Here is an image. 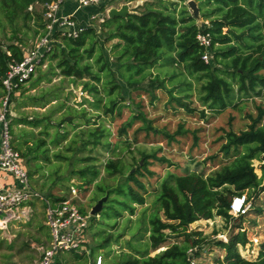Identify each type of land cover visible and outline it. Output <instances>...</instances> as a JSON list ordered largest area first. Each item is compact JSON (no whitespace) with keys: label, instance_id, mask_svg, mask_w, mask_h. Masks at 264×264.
I'll use <instances>...</instances> for the list:
<instances>
[{"label":"rangeland","instance_id":"374dc122","mask_svg":"<svg viewBox=\"0 0 264 264\" xmlns=\"http://www.w3.org/2000/svg\"><path fill=\"white\" fill-rule=\"evenodd\" d=\"M143 2L154 6L162 4L160 9L178 19L184 15L196 16V24L201 26L210 25V21L216 17L212 15L214 7L206 4V0ZM191 2L195 4L196 10L190 7ZM118 5L119 3H116V6ZM136 10L142 12L144 7L141 5ZM34 11L42 16L44 22L43 6L37 5ZM41 31L40 23H36L34 19L27 23L20 19L15 26L3 21L0 26V47L5 50L14 42L12 38L16 36L28 50ZM224 31L227 32V29ZM98 34L93 58L88 61L86 59L83 64L92 67V73L98 75L99 81H92L89 76L74 81L73 78L61 74L56 60L47 59L45 67L39 68L37 75L30 82L12 93V124L15 119L41 121L37 127L30 125L17 127L14 123L12 128V144L16 150L18 146L21 148L18 151L22 156V166L31 175L41 176L42 182L32 178L31 184L45 195L50 193L51 199L69 198L71 187H76L80 197L77 203L90 216L87 232L88 249L90 252V249L94 248L93 255L87 254V257L78 259L74 252H63L58 255L60 264H90L91 259L97 255H103L106 264H117L123 254L138 257L155 256L167 246L182 244L185 240L184 236L171 234L169 240L159 250L153 251L150 247V217L157 211L156 196L161 184L171 174L184 175L188 171L204 170L209 174L223 164H230L234 159L224 158L221 151L227 134L230 132L239 134L247 130L250 124L249 116L256 115L257 108L264 106V91L262 95L252 92L248 97L240 91L239 79L227 74L225 78L232 88V97L229 101L231 106L222 112H212L202 102V88L207 79L200 73H192L184 65L172 64L168 58L174 56V53L168 50H165L163 60L152 68H147L145 78L138 85V89L131 90L123 83L118 73L119 66L116 64L113 52L118 40L105 42V36ZM57 41L54 48L62 45L61 40ZM250 41L255 47L262 43V40ZM90 46L89 40L86 47ZM255 47L245 49L240 46L241 53L238 55L252 54ZM102 56L109 63L111 70L100 71L102 63H98V60ZM233 59V56L219 57L216 66L233 72V69H229L232 68ZM260 73L264 74V70ZM136 78L140 79L141 76ZM154 79L162 83L163 87L155 91L157 100L153 103L144 90L155 89L150 86ZM86 83L89 84V90L97 86L96 98L94 91L91 94V91L84 90ZM118 83H122L123 91L116 89L111 93L112 88ZM80 90L84 92L82 97ZM172 96L181 98L183 103L189 104L195 111L190 113L186 108L179 107L175 101H171ZM115 101L118 102L117 108L113 113H107V109L112 108ZM92 102H97L98 108H95ZM202 110H205L206 120L201 118ZM139 112H144L153 122V126L162 133L147 134L143 131L138 133L143 125L142 122L136 121L128 129V134L121 136V128ZM180 126H184L186 134L176 136V142L170 143L165 134H175ZM95 131L102 136V143L98 145L90 143L95 142L91 136V132ZM144 155L151 156L147 159L146 169H143L146 162L143 159ZM217 155L219 156L217 162H208V159ZM162 158L166 161H160ZM108 160L118 162L122 171L115 175L108 174L105 168ZM141 161H143L142 165H140ZM258 163L254 161V164L258 165ZM91 166L100 170V176L94 183L88 184L87 179H82L78 172ZM138 168L142 174L140 179L148 188L146 204L136 206L133 216L122 212L123 215L117 218L110 208L111 204L108 203L109 199L116 197V193L108 195V191L122 184L130 172ZM90 177L91 175L88 174L87 178ZM246 193L254 204L250 212L255 214L257 209L262 210L263 217L260 215L261 218L256 220V223L264 226V193L259 196L252 191ZM105 196H108V200L103 210L98 216H91L92 208ZM28 207V212L24 216L13 219L7 228L0 229V264H33L48 247L50 232L44 227L46 225L43 202H32ZM159 215L165 220L162 211ZM252 220H255L254 215L247 214L244 217L234 218L231 225L238 227L239 224L245 228L252 224L250 223ZM226 224L223 218L216 217L211 221H201L190 226L189 231L202 232L209 240V244L199 250V256L196 257L198 264H219V260H224L226 252L216 244L221 240L220 234L227 236L232 230L231 225L227 228ZM241 232L247 234L245 230ZM247 238L251 240L248 234ZM252 240L249 241L250 245L248 244V254L254 250ZM240 250L247 254L244 252L245 247L238 246L239 253Z\"/></svg>","mask_w":264,"mask_h":264},{"label":"trees","instance_id":"16d2710c","mask_svg":"<svg viewBox=\"0 0 264 264\" xmlns=\"http://www.w3.org/2000/svg\"><path fill=\"white\" fill-rule=\"evenodd\" d=\"M55 0H0V26L6 21L12 26L21 19L24 22H31L33 19L40 23V28L45 24L41 15L35 11L31 12L29 7L34 5H44ZM186 2L187 0H176ZM206 0V4L212 5V15L216 16L210 21V25H197L196 18L193 16H182L176 18L172 14L160 9L159 6L143 4L144 11L130 14L127 17H116L107 19L102 25L101 34L105 36V42L118 40L113 47L118 73L121 80L129 89H138L145 78L147 68H152L163 60L166 52L174 53L168 58L172 64L186 66L194 74H202L207 79L203 85L202 102L212 112L225 111L231 106L232 88L225 78V75L235 76L240 81V91L246 96L254 92L262 95L264 91V0ZM105 9V6H102ZM205 17V16H204ZM208 17V16H206ZM227 29V32L224 30ZM209 34L212 38L210 51L212 59L206 63L202 56L205 48L197 39L198 33ZM99 34L95 28H88L83 31L78 38L62 37V45H57L52 52L46 55L45 60H56L57 67L61 74L74 81L82 80L86 76L91 80L99 81L98 75L92 73V67L84 63L87 59L93 58L97 38ZM59 39V36L57 35ZM14 42L5 50L0 47V90L2 89V78L7 73L9 64L12 61H21L24 58L26 48L22 41L14 36ZM91 46L86 47L88 41ZM262 40L256 47L250 41ZM220 46V48H216ZM241 48L252 49V54L238 55ZM83 50V52H82ZM8 52L11 55H8ZM257 55V56H254ZM87 55V57L85 56ZM233 72L218 68L219 57L231 58ZM100 57L98 63H102L100 71L110 69L109 63ZM86 62V61H85ZM114 75V73H113ZM141 76L140 79L136 77ZM230 76V77H231ZM119 78V77H118ZM150 86L154 90L145 88L144 92L150 96L151 102L157 100L156 90L163 87L157 79L152 80ZM122 83L116 84L111 93L116 89L123 91ZM85 91H94V97L98 95L97 86L89 90V84L84 86ZM124 101L125 98L123 97ZM172 102H176L179 107L186 108L190 113L195 110L189 104L183 103L181 98L171 97ZM98 108L97 102H92ZM118 102L113 103L112 108L107 109V113H113L117 108ZM201 118L207 119L205 110L201 112ZM250 124L247 130L236 134L230 132L226 136V142L221 151L224 158H233L230 164H223L209 174L204 171H188L184 175H169L163 181L161 188L156 196V210L150 217V236L149 243L153 251L159 250L169 240L172 235L184 236L182 244L175 243L167 246L165 250L155 256L138 257L131 254H123L117 264H191L189 251L192 248L201 247L209 244V240L202 232L189 231L190 226L200 220H213L216 217L223 218L227 224L231 222L229 214L232 198L246 192H256V196L264 193V171L261 178L255 173L252 163L254 160H264V106L257 108L256 115H250ZM136 121L142 122L139 132L162 133L153 126L144 112H139L127 122L120 130V135H127ZM24 125L37 127L41 121L31 122L20 120ZM12 125V124H11ZM97 131V130H96ZM91 132L95 139L94 145L101 142L102 136L98 132ZM165 134V133H164ZM184 126L171 135L165 136L170 143L176 142L179 135H185ZM45 143L42 141V145ZM22 145V144H20ZM21 150L20 146L17 147ZM31 150V148H30ZM24 156V154H22ZM151 156H143L146 161L143 169L148 167L147 159ZM219 156H212L208 162L215 163ZM89 161V160H85ZM160 161L165 162L162 158ZM223 160L220 161L222 163ZM119 163L108 160L106 171L110 175L120 173ZM142 167V166H139ZM30 177H31V173ZM82 179H87L88 184L100 176V170L94 166L78 172ZM88 174L91 175L90 178ZM142 176L139 168L126 177L125 181L118 187L108 191V195L116 193V197L109 199L110 208L113 214L120 218L122 212H127L131 216L135 215L136 206L146 204L148 188L140 177ZM63 200L56 198L54 201ZM116 208L114 209V206ZM163 212L165 220L161 218L159 212ZM256 211L262 212L261 209ZM82 212L86 213L83 209ZM47 227V226H44ZM169 231V232H167ZM50 239V233L48 234ZM248 238L245 233H233L228 242L219 240L216 246L224 249L226 255L224 260H219V264H264V244L261 246L259 256L255 260H248L242 257L238 251V246H245ZM91 255L94 248L90 249ZM87 254H76L78 259H83ZM199 256V253L196 254ZM56 264H60L58 256Z\"/></svg>","mask_w":264,"mask_h":264},{"label":"built area","instance_id":"2783aa9c","mask_svg":"<svg viewBox=\"0 0 264 264\" xmlns=\"http://www.w3.org/2000/svg\"><path fill=\"white\" fill-rule=\"evenodd\" d=\"M68 0H55L46 3L44 8V28L40 35L32 43V47L25 50L24 58L21 61H12L9 64L7 73L2 78V89L0 90V170L13 178L14 184L10 187L0 188V229L7 228L9 223L28 212V205L32 202L41 201L44 205L45 225L50 232V242L38 260L33 264H55L56 257L63 252H74L76 254H91L88 249V229L90 216L82 212L78 205L79 190L72 186L71 197L60 201H54L48 195L43 194L31 184L29 172L21 164V154L12 144V125L9 119L12 106V93L25 86L36 75L39 68L45 67L46 55L53 51L59 37L78 38L88 28H95L101 33L102 25L108 18V10L100 11L90 15V22L83 24L71 16L60 14L64 3ZM113 0H77L81 9L96 7L101 8ZM133 0H130L131 2ZM127 3V2H126ZM37 6V5H36ZM36 6L32 5L29 10L33 12ZM199 43L206 49L202 59L210 63L212 53L210 51L212 38L209 34L198 33ZM8 55H11L8 52ZM84 92L80 90V97ZM258 161V165L254 164ZM252 166L259 178L264 171V160H254ZM253 201L247 193L236 195L232 198L229 214L232 219L244 217L253 209ZM264 214V212H263ZM91 215V214H90ZM92 216V215H91ZM211 221V220H207ZM232 227V225H231ZM219 239L228 242L227 236L220 234ZM250 243L245 246L247 254L240 250V255L246 259ZM200 248H192L189 251L191 264H198L196 254ZM253 252H251L252 254ZM90 264H106L103 255H97L91 259Z\"/></svg>","mask_w":264,"mask_h":264},{"label":"crops","instance_id":"0c3cea01","mask_svg":"<svg viewBox=\"0 0 264 264\" xmlns=\"http://www.w3.org/2000/svg\"><path fill=\"white\" fill-rule=\"evenodd\" d=\"M114 1H116V3H119V5L116 6V3H112ZM129 1L130 0H113L109 5H105V9H102V7L101 8L91 7V8L81 9L80 6L78 5L77 0H68V1H66L64 3L60 14L62 16H71L74 19H76L78 22H81L83 24L94 23L92 21L91 22L89 21L91 14H94V13L97 14L100 11L106 12V10H109L110 8H113V7L119 8L121 4L129 2ZM59 39L61 40V37H59ZM0 97H1V94H0ZM0 104H1V100H0ZM9 119H10L11 124H12L11 114L9 116ZM20 120L21 119H15L13 121L12 128L14 126V123H16L15 125H17V127L18 126L20 127V126L24 125V124H22V122H20ZM1 131H2V129L0 127V139H1ZM31 176H32L31 180H32V178H34L36 180H39V182H42L40 174H35V175L33 174ZM13 184H14L13 178L10 177L7 173H5V172L0 170V188L6 187V186L10 187ZM49 194L47 193L46 195L49 196ZM55 199H56V197H53V200H55ZM249 215H254V218H255V220H252V222H250V223H252L250 226H247L245 228H243L242 225L239 226V224L237 225L238 227H234L233 226V227H231L232 230L229 233L227 232L228 233L227 236H230V234L233 235V233H235L237 230H239V232H241L243 230H245V232L247 231V234H248L249 238L251 240L253 238V240H252L253 245L252 246H254V250L253 251H251V249H250V251L253 252V253L252 254L249 253L250 257H248V260H255L259 256L261 246L264 244V233H262V231L264 232V230H259V229H264V226H262L261 224H257L256 223V220L258 221L261 218V216H262L259 211H256L255 214L250 212ZM201 221H207V220H200V221L195 222V223L197 224V223H200ZM224 222H226V221L224 220ZM226 225H227L226 227L228 228L229 224H226ZM239 232H236V233H239ZM251 240L248 239V242L251 241ZM222 250L225 251L224 249H222ZM256 253H257V256H256Z\"/></svg>","mask_w":264,"mask_h":264},{"label":"water","instance_id":"95a60500","mask_svg":"<svg viewBox=\"0 0 264 264\" xmlns=\"http://www.w3.org/2000/svg\"><path fill=\"white\" fill-rule=\"evenodd\" d=\"M143 1H147V0H133L131 2H127V3H123L120 5L119 8H110L108 10V18L109 19H113V18H116V17H127L128 15L130 14H134L136 13V8L140 7L141 5L143 6L144 2ZM190 7H192L194 10L195 9V4L194 3H190L189 4ZM194 18H196V16H194ZM143 164V161H141V164ZM135 171L132 170L131 173H133ZM108 200V196H105L103 197L101 200L98 201V203L92 208L91 210V215L92 216H98V214L103 210V207H104V204L107 202ZM231 235L227 237L228 241L230 240L231 238Z\"/></svg>","mask_w":264,"mask_h":264}]
</instances>
